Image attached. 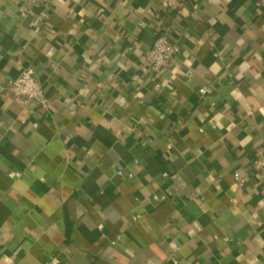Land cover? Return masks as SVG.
I'll return each mask as SVG.
<instances>
[{
	"label": "crops",
	"instance_id": "crops-1",
	"mask_svg": "<svg viewBox=\"0 0 264 264\" xmlns=\"http://www.w3.org/2000/svg\"><path fill=\"white\" fill-rule=\"evenodd\" d=\"M159 33L182 51L147 75ZM0 121V264H264L256 0H0Z\"/></svg>",
	"mask_w": 264,
	"mask_h": 264
},
{
	"label": "built area",
	"instance_id": "built-area-1",
	"mask_svg": "<svg viewBox=\"0 0 264 264\" xmlns=\"http://www.w3.org/2000/svg\"><path fill=\"white\" fill-rule=\"evenodd\" d=\"M22 2L31 5H39L48 7L50 0H21ZM184 0H163V6L166 10H179ZM256 6L259 10L264 12V0H256ZM180 45L171 40L165 33H159L147 54V75H153L159 72L166 66L171 65L181 54ZM138 82L143 81L142 76L136 77ZM13 97L16 102L23 107L28 106L30 103L35 102L38 104L41 112L45 113L50 108V99L48 98L45 89L36 77L35 70L32 66L23 67L19 76L11 82ZM202 94L206 93V88H201ZM4 131L3 123L0 121V137ZM254 169L258 172L261 180L264 182V141L258 145L253 159ZM122 174V171H118ZM21 173L11 172V177H18ZM132 176V174H130ZM235 178L239 181L244 179L239 173L235 174ZM52 262L57 263L58 260L54 259Z\"/></svg>",
	"mask_w": 264,
	"mask_h": 264
}]
</instances>
